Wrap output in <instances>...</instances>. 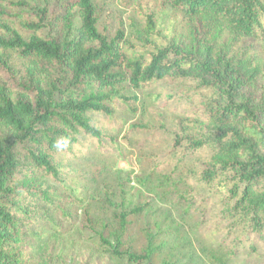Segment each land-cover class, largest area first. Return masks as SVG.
Masks as SVG:
<instances>
[{"label":"trees","instance_id":"trees-1","mask_svg":"<svg viewBox=\"0 0 264 264\" xmlns=\"http://www.w3.org/2000/svg\"><path fill=\"white\" fill-rule=\"evenodd\" d=\"M8 4L13 6L9 9L29 14L0 15L11 23L19 21L21 26L15 29L0 24V264H30L25 238L31 227L41 218L49 221L46 214L51 210H60L37 176L67 187L73 195L74 190L65 184L60 156L75 157L71 145L84 136L98 145L114 143L88 114L110 119L118 106L136 114L134 105L139 98L127 95L124 85L141 94L166 78L193 80L198 89L212 91L203 106L212 134L206 142L189 139L193 149L209 141L215 148L213 167L202 179L206 183L219 179L217 190L235 200L236 207L245 208L249 226L261 228L264 68L254 55L237 54L231 48L243 39L264 42V0H165L191 25L189 44L173 30L168 37L163 36L152 15L146 14L142 30H134L136 45L130 55L123 48L126 42L121 29L113 36L107 29L99 30L95 0H69L58 5L49 0H29L28 4L0 0V7ZM76 13L80 23L74 28ZM59 24L64 36L55 33ZM226 33L230 43L220 49L217 41ZM5 52L16 53L28 62L23 81L15 79ZM40 65L47 74L41 75ZM145 128L133 125L131 131ZM62 137L68 138L69 144L57 150L56 142ZM183 141L176 137L173 148ZM226 173L232 175L234 183L223 178ZM141 211L136 207L116 215L122 233L128 219ZM84 215L87 227H91V214ZM122 236L111 244L98 234L117 258L132 264L151 260L149 246L141 254L133 253L124 247Z\"/></svg>","mask_w":264,"mask_h":264},{"label":"rangeland","instance_id":"rangeland-1","mask_svg":"<svg viewBox=\"0 0 264 264\" xmlns=\"http://www.w3.org/2000/svg\"><path fill=\"white\" fill-rule=\"evenodd\" d=\"M49 1L58 5L69 0ZM95 4L99 30L107 29L113 36L121 29L127 55L136 45L134 30H142L146 14L152 15L163 36L168 37L173 30L189 44L191 25L165 0H95ZM9 6L13 7H0L4 11L0 15L7 12L11 18L12 14L28 12ZM79 23L76 13L74 28ZM0 24L21 29L19 21L11 23L1 16ZM61 30L59 24L55 33L64 36ZM217 42L220 49H225L230 43L229 34ZM231 52L254 55L264 68L261 40L243 39ZM5 56L15 79L23 81L28 62L13 52H5ZM39 68L41 75L47 74L41 65ZM197 85L189 79L166 78L140 94L125 84L126 94L139 98L134 105L136 114L123 106H118L110 119L88 114L97 128L114 138V143L98 145L84 136L71 145L75 157L60 156L65 184L74 190L73 195L67 187L37 176L60 210L52 207L58 211L46 214L49 221L41 218L31 227L25 238L30 264H132L113 256L98 234L111 244L123 234L124 247L136 254L149 246L153 257L141 264H264V224L254 230L246 219L245 208L236 207L235 200L217 190L219 179L207 183L202 179L204 172L213 167L215 148L209 141L193 149L189 139L205 140L212 134L203 108L212 91L198 89ZM133 125L146 128L132 132ZM176 137L184 141L174 149ZM223 178L234 183L230 173ZM136 207L142 209L141 213L128 219L127 230L122 233L116 215ZM85 212L91 214V227H87Z\"/></svg>","mask_w":264,"mask_h":264},{"label":"clouds","instance_id":"clouds-1","mask_svg":"<svg viewBox=\"0 0 264 264\" xmlns=\"http://www.w3.org/2000/svg\"><path fill=\"white\" fill-rule=\"evenodd\" d=\"M68 144H69L68 138L62 137L56 142L55 147L57 148V150H63L68 146Z\"/></svg>","mask_w":264,"mask_h":264}]
</instances>
